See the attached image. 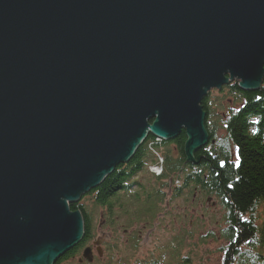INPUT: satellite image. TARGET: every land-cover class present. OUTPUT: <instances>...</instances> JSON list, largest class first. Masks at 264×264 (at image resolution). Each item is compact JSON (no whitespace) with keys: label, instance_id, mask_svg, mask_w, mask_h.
<instances>
[{"label":"water","instance_id":"1","mask_svg":"<svg viewBox=\"0 0 264 264\" xmlns=\"http://www.w3.org/2000/svg\"><path fill=\"white\" fill-rule=\"evenodd\" d=\"M263 77L264 0H0V264H52L77 246L68 204L149 132L184 129L196 163L200 102Z\"/></svg>","mask_w":264,"mask_h":264},{"label":"trees","instance_id":"2","mask_svg":"<svg viewBox=\"0 0 264 264\" xmlns=\"http://www.w3.org/2000/svg\"><path fill=\"white\" fill-rule=\"evenodd\" d=\"M225 89L231 94L233 105L241 104L236 110V107L230 108L231 114L226 122L228 137L223 139L226 143L220 148L217 159L210 157L204 149L197 151L195 161L201 167L197 169L198 172L191 171L187 174L186 182L198 186L201 196L220 199L227 208V226L222 229V233L227 234L230 246L223 264H264V82L254 91L242 89L238 81L225 86ZM211 112L209 110V113ZM187 138L184 132L175 139L178 143L176 158L169 149L163 153L166 158L165 173L159 176L152 174L155 180L148 191H144L142 187L136 193H129L127 187L137 182L135 176L143 171L144 167L159 163V159L149 147V142L153 139L151 134L140 144L132 158L120 164L98 188L85 194L79 202L71 203V210L82 212L86 223L85 235L82 242L64 259L76 257L87 244L96 242L94 238L101 223V209L105 208L107 211L105 218L103 217L105 228L108 230L106 234L109 233L110 227L115 229L117 221L130 222L146 213L156 220L157 213L167 198V178L172 172L187 166ZM231 141L236 147L235 153L227 143ZM222 158L226 162L224 167H221L218 161ZM179 195V191L175 192L173 198ZM84 200L90 204L83 203ZM128 205L136 206L137 209L134 210L137 211L132 213L134 210H129ZM99 237L97 233V239ZM107 240L110 248L111 245H117L109 237ZM80 261L78 262L82 263ZM83 261L90 263L87 259ZM56 264L62 263L58 260Z\"/></svg>","mask_w":264,"mask_h":264},{"label":"rangeland","instance_id":"3","mask_svg":"<svg viewBox=\"0 0 264 264\" xmlns=\"http://www.w3.org/2000/svg\"><path fill=\"white\" fill-rule=\"evenodd\" d=\"M210 95L211 101L213 99L217 100L216 102H212L211 109L214 114L211 120L213 125L217 129H220L218 138L226 139L228 137L226 122L231 114L230 108L236 107V110L241 104L233 105L232 96L227 92L225 87L222 90L211 91ZM184 132L186 133L183 129L179 135ZM227 143H229L232 152L235 153L236 147L233 142ZM175 146V144H172L165 146V148L167 147L166 149L175 151ZM154 154L158 158L159 155L155 152ZM151 165L145 167L143 171H140L135 176V179L137 181L141 180L143 185L138 190L136 187L134 188L135 190H131L129 193H136L142 187L144 191H148L153 186L155 178L150 171ZM167 179L166 201L162 203V208L157 213L156 220H153V224L144 231L142 237L139 238L136 234L135 237L130 227H122L124 223L117 227V232L116 229L110 227L108 234H106L108 230L105 227L98 226L95 240H98L97 233H99L100 237H109L111 241L116 242L113 237L115 232V237H118L120 246H122L121 243H124V246L123 248L112 249L110 255L106 253L104 254L105 256L103 255L101 257L97 252V242H95L93 255L94 258L96 256L97 258L89 264H102L105 261L108 262V260L111 264H119L120 262L122 264H133L135 262H145L146 259H150V261L156 260L158 264H223V256L220 249L223 245L225 246L227 244V241L223 237H220V231L227 226V208L225 210V207L219 204L218 198L214 196L201 197L200 191L196 187L184 188L182 184L174 185L172 175ZM176 186H179V189ZM178 191L180 195L173 198V194ZM192 194L196 196L194 200ZM192 200L193 205L186 207ZM83 203L90 204L87 200H84ZM132 207L133 205H128L129 209ZM185 213L187 216L184 215ZM212 233L219 239L214 240L215 236L213 237L211 235ZM129 238L130 240L127 242ZM84 252L85 250L82 248L75 255L76 257L70 259L71 261L69 260L65 264H77L79 260H82L80 261L82 263L78 262L79 264H87L83 261L86 260L84 258ZM148 255H151L152 258ZM57 261L55 263L52 262V264H56Z\"/></svg>","mask_w":264,"mask_h":264},{"label":"bare ground","instance_id":"4","mask_svg":"<svg viewBox=\"0 0 264 264\" xmlns=\"http://www.w3.org/2000/svg\"><path fill=\"white\" fill-rule=\"evenodd\" d=\"M226 77H230V75H226ZM263 80H264V77H263ZM234 81H238L239 82V86L241 87V85H240V80L239 79H234V80H231L229 83H227V84H225L221 89H215V88H212L209 92H208V94L204 97V99L200 102V105L202 106V110L203 111H205V119H204V127H205V129H206V131H207V134L209 135V140H208V143L205 145V146H203V147H200V148H197L196 149V151H194L193 152V156H194V158H195V153L197 152V151H199V150H202V149H204L205 151H206V153H208V155L210 156V157H212L213 159H217V157L219 156V153H220V148L222 147V146H224L225 145V141L222 139V138H218V132H219V130L220 129H217L214 125H213V122H212V120H211V117L213 116V111H212V109H211V106H212V102H216L217 100H215V99H213L212 101L210 100V97H211V91H213V90H222L225 86H227V85H229L230 83H232V82H234ZM264 82V81H263ZM262 85H263V83H262ZM261 85V86H262ZM260 86V87H261ZM259 87V88H260ZM242 88V87H241ZM258 88V89H259ZM243 89V88H242ZM254 90H257V89H252L251 91H254ZM209 110H211L212 112L211 113H209ZM209 125V126H208ZM210 128V129H209ZM152 135L153 136V139L151 140V142H149V147H150V149L151 150H154V151H156L157 152V154L159 155L158 156V158H159V161H161V163H160V166H161V173H160V175H163L164 173H165V166H166V158L163 156V153L164 152H166V148H165V146H169V145H176L175 146V151H171V153H173V157L174 158H176L177 157V155H178V146H177V142L175 141V139H164V138H161V137H157V136H155V134H153V133H151V132H149V134H148V136L146 137V139L145 140H147V138L149 137V135ZM212 136H214V137H212ZM216 136V137H215ZM179 136H177V138H178ZM160 139V141L159 142H156L157 140H159ZM144 140V141H145ZM143 141V142H144ZM165 142H167V143H165ZM165 143V144H164ZM185 146H186V144H185ZM215 148V150H213ZM186 159H188V156H187V153H186ZM219 161V163H220V166L221 167H224L225 166V160L222 158V159H219L218 160ZM186 165L187 166H185L183 169H178V170H176V171H174V172H172L171 173V175L173 176V182H174V185L175 184H182V186L184 187V188H192V187H196V189L198 190L199 189V187L198 186H196L194 183H192V182H189V184L186 182V178H187V174H190L191 173V171H194V172H198L197 171V169H199L201 166H199V164H198V162H193L192 160H187L186 161ZM147 167H148V165H147ZM145 168V167H144ZM116 169H117V167L114 169V171H116ZM144 170V169H143ZM113 173V172H112ZM151 174H153V173H151ZM111 175V173L110 174H108L104 179H102V181H101V183L96 187V188H98L104 181H105V179L108 177V176H110ZM135 175H137V172H135ZM143 185V182L140 180V181H137V182H135L134 183V185L133 184H131V185H128V187H127V185H126V187L127 188H129V190L131 191V190H135L134 188H136L137 187V190L141 187ZM176 188H178L179 189V186H176ZM200 191V190H199ZM192 196H193V200H194V198L196 197L195 196V194H192ZM200 196H201V191H200ZM83 197V196H82ZM82 197L79 199V201L82 199ZM201 197H203V196H201ZM193 200L191 201V203L190 204H188V205H186V207H188V206H191V205H193ZM219 200V204H221L222 205V207H224V204L222 203V201L220 200V199H218ZM78 201V202H79ZM188 202V201H187ZM70 205H71V203H69L68 204V206H69V209L71 210V207H70ZM185 207V208H186ZM105 209V208H104ZM104 209H101L100 210V216H99V220L101 221V223L99 224V227H105L106 226V222H105V220H104V218H105V212H107L106 211V209H105V211H104ZM134 209H137V207L136 206H134V207H132L131 208V210H134ZM225 210H226V208H224ZM130 210V209H129ZM80 211V210H79ZM135 211H137V210H134V211H132V213H134ZM187 212V211H186ZM226 212H227V210H226ZM80 213H81V216H82V220H83V236H82V238H81V240H80V242L78 243V245L82 242V239H83V237H84V235H85V225H86V223H85V221H84V219H83V215H82V212L80 211ZM142 213H144V212H142ZM185 216H187V214L185 213L184 214ZM104 217V218H103ZM151 220H155L154 218H153V216H151V214H149V213H146V214H142L141 215V218H139V219H134V220H131L130 222H127V221H117V222H115V229H116V232H117V227H119V226H121L120 224H122V223H124V225H122V227H130L131 228V230H132V234L133 235H137V237H139V238H141L142 237V235H143V233H144V231L147 229V228H150V226L153 224L152 222H151ZM125 232H127V230H125ZM220 233H221V235H220V237L222 238H224L226 241H227V244L224 246H222L221 247V251H222V256H223V259H222V262H224V260H225V257H226V255L228 254V247L230 246V241H229V239H228V236H226L227 234H225L224 232L222 233V231H220ZM135 235V236H136ZM213 237L215 236V238H214V240H217V239H219V238H217V236L214 234V233H212L211 234ZM105 237V236H104ZM100 237L98 240H96V242H97V252H98V254L99 255H101V257H103V255L104 254H106V253H108L109 255L111 254L110 252L112 251V249H117V248H123V246H124V243H121V245L122 246H120V242H119V240H118V237H115V232H114V234H113V237L115 238V240H116V242L115 243H117V245L116 246H113V245H111V248L108 246V245H110L109 244V241L107 240V237ZM129 240H130V238L129 239H127V242H129ZM93 246H94V244L93 243H91L90 245H88V247H90L91 248V253H90V255L87 257V256H85L84 255V258H86V259H91L89 262H93V260H95L96 258H97V256L94 258V255H93ZM73 249V248H72ZM71 249V250H72ZM111 249V250H110ZM71 250H69V251H67L64 255H62L59 259H57V260H59L62 264H65L68 260H70V258H68V259H64L65 258V256L67 255V254H70L71 253ZM105 256V255H104ZM150 258H152V256L151 255H148ZM100 257V258H101ZM56 260V261H57ZM102 261H103V259H102ZM132 262V261H131ZM55 263V262H54ZM68 264V263H67ZM102 264H111L110 263V261L108 260V262L107 261H105L104 263H102ZM119 264H122L121 262L119 263ZM126 264H128V263H126ZM129 264H131V263H129ZM133 264H158L157 263V261L156 260H154V261H150V259H146L145 260V262H140V263H133Z\"/></svg>","mask_w":264,"mask_h":264}]
</instances>
